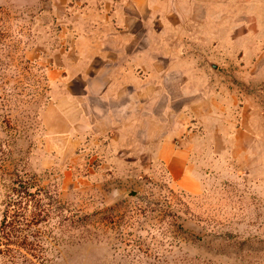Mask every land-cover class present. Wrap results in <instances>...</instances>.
Segmentation results:
<instances>
[{
    "label": "rangeland",
    "instance_id": "obj_1",
    "mask_svg": "<svg viewBox=\"0 0 264 264\" xmlns=\"http://www.w3.org/2000/svg\"><path fill=\"white\" fill-rule=\"evenodd\" d=\"M255 1L202 7V34L154 17L141 25L126 7L128 33L174 35L159 44L178 46L160 63L187 69L191 90L216 108L174 105L156 128L128 98L167 70L152 74L128 54L115 78L122 135L70 126L69 114L50 137L44 114L65 86L49 72L71 67L78 39L110 30L109 0H0V264H264V0Z\"/></svg>",
    "mask_w": 264,
    "mask_h": 264
},
{
    "label": "crops",
    "instance_id": "obj_2",
    "mask_svg": "<svg viewBox=\"0 0 264 264\" xmlns=\"http://www.w3.org/2000/svg\"><path fill=\"white\" fill-rule=\"evenodd\" d=\"M255 0H109V12L106 15V22L110 30L103 31L100 40L99 30H96L91 41L90 34H87L86 46L76 41V46L71 51L70 65L64 62V67L51 70L49 80L57 81L58 75L64 80V92L56 96L44 114V124L50 135H63V121L68 120V115L74 116L73 121L68 124L92 126L94 134L99 136L122 135L121 117L124 116L125 98L122 90H118V83L115 82L125 55H135L134 60L140 64V68L148 69L152 74H160L167 70L165 75L158 78H147L145 82L139 81L134 89V94L128 101L130 112L134 107L140 106L142 116L154 119L156 128L159 118L167 117L170 114L169 108L174 105L182 108H190L202 114V107L216 108V100L210 98L205 91L197 87H189L190 75L187 69L175 70L174 62L167 60L166 65L160 63L158 53L174 54L178 46L168 45L165 49L159 47L161 42L170 40L174 35L166 33L165 28L161 32L151 31L147 26L141 31L138 37L133 32L125 29L126 7H132L136 12L141 25L148 23L154 17L159 19L163 27L169 29L183 30L184 32H198L202 34V7H222L239 5H256ZM167 9V16L163 18L160 10ZM163 20V21H162ZM215 22V20H214ZM108 26V25H107ZM142 27V26H141ZM143 33L145 36H143ZM131 40L128 43V39ZM145 38V40H143ZM200 39L202 37L199 36ZM137 42V44L135 43ZM143 65V66H142ZM195 86V85H194ZM140 97V102L136 99ZM150 98L145 103L147 108L142 112L144 98ZM127 101V102H128ZM103 104V113H97V108ZM210 103V105L208 104ZM91 105L94 107L92 113ZM160 105H162L160 107ZM76 118V119H75ZM82 120V121H81ZM81 122V123H80ZM156 131V136H157Z\"/></svg>",
    "mask_w": 264,
    "mask_h": 264
},
{
    "label": "trees",
    "instance_id": "obj_3",
    "mask_svg": "<svg viewBox=\"0 0 264 264\" xmlns=\"http://www.w3.org/2000/svg\"><path fill=\"white\" fill-rule=\"evenodd\" d=\"M9 217L6 215V217H5V219H4V222H7L6 220L8 219ZM4 222H3V225H2V232H4L5 230H8L9 232H10V230H11V225H10V222H8L7 224H4ZM5 247L7 248V247H9V245H5ZM9 251V250H8ZM1 252V251H0Z\"/></svg>",
    "mask_w": 264,
    "mask_h": 264
},
{
    "label": "water",
    "instance_id": "obj_4",
    "mask_svg": "<svg viewBox=\"0 0 264 264\" xmlns=\"http://www.w3.org/2000/svg\"><path fill=\"white\" fill-rule=\"evenodd\" d=\"M135 193H131L130 195L132 196V195H134Z\"/></svg>",
    "mask_w": 264,
    "mask_h": 264
}]
</instances>
